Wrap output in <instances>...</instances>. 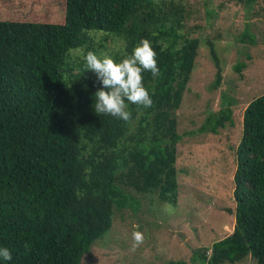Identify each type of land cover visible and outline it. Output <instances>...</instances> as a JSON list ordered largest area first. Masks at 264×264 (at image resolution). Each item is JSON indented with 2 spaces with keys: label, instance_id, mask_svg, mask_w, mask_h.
<instances>
[{
  "label": "trees",
  "instance_id": "16d2710c",
  "mask_svg": "<svg viewBox=\"0 0 264 264\" xmlns=\"http://www.w3.org/2000/svg\"><path fill=\"white\" fill-rule=\"evenodd\" d=\"M62 13L61 21L47 14L0 18V247L12 255L0 264H82L111 231L116 213L139 207L129 189L158 192L164 204L179 203L183 135L177 113L202 46L184 33L185 5L64 0ZM143 38L151 42L161 72L158 77L143 72L152 107L126 101L129 122L97 115L95 93L102 84L85 71L81 57L94 51L120 62ZM242 42L256 44L246 36ZM209 45L219 83L217 41ZM242 62L239 73L249 66ZM229 98L223 96V108L200 131L217 135L234 125ZM235 155L234 231L195 251L194 262L237 264L251 258L264 264V94L245 110Z\"/></svg>",
  "mask_w": 264,
  "mask_h": 264
},
{
  "label": "rangeland",
  "instance_id": "374dc122",
  "mask_svg": "<svg viewBox=\"0 0 264 264\" xmlns=\"http://www.w3.org/2000/svg\"><path fill=\"white\" fill-rule=\"evenodd\" d=\"M4 1H0L2 19L33 14H47L52 21L63 19L64 0ZM176 1L189 13L185 35L202 45L177 113L178 132L183 135L177 160L179 203L176 207L164 204L158 192L145 195L129 189L139 207L116 213L111 231L92 247L82 264H200L193 261L195 251L212 247L234 231L235 149L242 138L246 108L264 94V0L252 4L249 0ZM245 36L255 38L256 44L243 43ZM210 41H217L223 68L219 83ZM240 62L249 65L241 73L236 70ZM224 95L234 100V125L217 135L200 131L208 117L223 108ZM134 223L144 234V243L131 252ZM237 264L255 262L248 258Z\"/></svg>",
  "mask_w": 264,
  "mask_h": 264
},
{
  "label": "clouds",
  "instance_id": "9594fccd",
  "mask_svg": "<svg viewBox=\"0 0 264 264\" xmlns=\"http://www.w3.org/2000/svg\"><path fill=\"white\" fill-rule=\"evenodd\" d=\"M156 55L151 42L146 38L141 39L132 53L125 55L120 62L107 54L98 56L94 51H87L81 57L85 71H93L102 84V88L95 93V113L111 115L129 122L132 115L126 101L144 108L152 107L153 100L143 84V72L149 71L153 77L160 76ZM87 171L89 170L86 169ZM80 195L77 192V196ZM132 229L129 250L135 252L144 243V234L139 230L138 224L134 223ZM24 247L28 249L29 244L25 243ZM0 258L10 261V250L0 247Z\"/></svg>",
  "mask_w": 264,
  "mask_h": 264
}]
</instances>
